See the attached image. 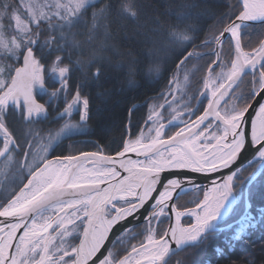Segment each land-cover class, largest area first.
<instances>
[{"label":"snow or ice","instance_id":"snow-or-ice-1","mask_svg":"<svg viewBox=\"0 0 264 264\" xmlns=\"http://www.w3.org/2000/svg\"><path fill=\"white\" fill-rule=\"evenodd\" d=\"M145 7L142 0H0V264H170L179 252L205 251L222 225L229 235L218 257L238 243L264 251V204L255 206L264 201V0H235L219 14L201 0L148 5L151 14ZM205 18L213 23L203 29ZM125 22L173 64L156 98L163 103L147 105L146 130L134 138L137 106L129 109L115 157L102 147L53 155L90 119L85 86L125 68L127 87L138 86L137 61L113 66L107 55L120 54L112 41ZM257 30L262 38L249 50L244 38ZM163 71L158 62L148 74L159 80ZM198 72L201 87L189 95ZM201 98L207 106L196 115ZM49 109L62 123L42 134L36 125ZM10 115L23 123L20 135ZM179 170L201 174L209 186ZM189 193L200 194L194 206L178 208L175 200ZM170 213L175 223L164 229Z\"/></svg>","mask_w":264,"mask_h":264},{"label":"trees","instance_id":"trees-1","mask_svg":"<svg viewBox=\"0 0 264 264\" xmlns=\"http://www.w3.org/2000/svg\"><path fill=\"white\" fill-rule=\"evenodd\" d=\"M146 5L145 11L151 14L155 9L153 7H147L148 5H154L159 8L166 0H142ZM227 3H235V0H201V7L211 11H215L217 14L227 10ZM162 10V9H161ZM203 29H206L208 25L213 23L212 19H203L200 22ZM137 25L131 22H125V28L117 33L113 38V43L119 49V55L113 53H107L110 58L111 64L127 65L131 60L137 61L136 68L138 74L135 79L137 81V87L128 88L126 85V68L110 70L109 75L97 83H90L84 87L83 91L90 98V119L86 122L85 131L70 140H65L59 143V147L56 149L53 155H67L76 154L81 151H98L102 147L104 154L113 155L116 152L122 150V140L126 139L125 126L129 119V109L133 105L137 108L132 112L131 122L134 127L131 128L133 138L138 134L141 128H144L145 120L148 115V104L153 103L160 93L164 92L168 84L170 72L166 69L173 67L171 61L165 62L162 53H156L152 51L153 45L150 41H145L143 37L136 34ZM204 33L199 34V39L196 43L199 44L203 39ZM262 37L259 35V30L256 34H253L250 38H244V44L247 49L256 47L259 44V40ZM191 50V49H189ZM206 51V50H202ZM225 52L228 53L227 47ZM131 53V55H129ZM75 58V57H74ZM161 63L162 68L165 69L162 73V78L156 80L155 77L149 76L148 71L152 64ZM196 63V61H193ZM201 68L205 67L208 63L207 58L198 62ZM192 64L188 65L190 69ZM203 72H198L193 77L192 88L189 92L191 95L201 85H197L200 81ZM76 77H73L75 81ZM198 80V82H197ZM243 87V86H242ZM200 111L196 115H200L203 111V107L207 106V99L201 98ZM194 103V101H193ZM12 124V127L18 125L20 129L16 132L20 135L23 132V123L18 122L17 116L9 117L8 119ZM42 132L46 129V126L41 125L38 127ZM178 129H172L175 132ZM18 131V130H17ZM172 134V133H169ZM51 158V157H49ZM252 169L249 168L244 175L247 176L251 173ZM197 193H189L188 195L181 196L177 199V207H193L192 201L195 199ZM264 201L257 199L255 206L259 208ZM190 218H186L184 223L187 224ZM166 222L163 224V228L166 227ZM233 221H229L231 223ZM225 226V225H222ZM235 227V225L233 226ZM229 232L227 228L225 231L218 234L214 239L208 242L205 251L201 252L198 256L189 250L187 252H179L177 256L172 258L170 264H175V261L182 260L184 264H191L192 260H199L202 264H247L250 258H254L256 264H262L264 262V251H261L260 245L249 246L245 243H238L234 250L226 251V258H220L216 254L217 247H223L225 245L226 238ZM260 235V232H256L253 235L255 239ZM136 241H133L135 243Z\"/></svg>","mask_w":264,"mask_h":264},{"label":"water","instance_id":"water-1","mask_svg":"<svg viewBox=\"0 0 264 264\" xmlns=\"http://www.w3.org/2000/svg\"><path fill=\"white\" fill-rule=\"evenodd\" d=\"M225 99H228V98L225 97ZM222 103H223V101H222ZM86 152H94V151H86ZM79 154H77V155H79ZM110 156H114L115 157V155H110ZM128 158H131L133 160H135V159H143V157H137L135 153H128V154H126L125 159H128ZM86 167H90V165H86ZM121 173H122V175H127V173H124L123 170H121ZM177 174L180 175L181 178H183L184 176L195 177L196 178V180H195L196 183L200 184L201 186H209L208 185V182L203 178V176L201 174L191 173V172H189L187 170H179ZM162 175L168 176L169 173L168 172H165ZM184 186L185 187H188V188H191V185L190 184H185ZM175 203H176V200H175ZM170 215H171L172 218L169 221V225L175 223V216H174V214L173 213H170ZM0 219H3V218H0Z\"/></svg>","mask_w":264,"mask_h":264},{"label":"flooded vegetation","instance_id":"flooded-vegetation-1","mask_svg":"<svg viewBox=\"0 0 264 264\" xmlns=\"http://www.w3.org/2000/svg\"><path fill=\"white\" fill-rule=\"evenodd\" d=\"M47 99H48L47 96H45V97H43V98L40 100V102L43 103V102L46 101ZM62 107H63V104L61 103V104H60V108H62ZM49 111H50V117H49V119L46 120V121L41 122V124H43L44 126H47V127H48V128L46 129V132H45V133H47L49 130H56V129H58L59 126H60V124L62 123V121L53 120L52 117L55 115V112H53L52 109H49ZM9 117L11 118L12 116L10 115ZM9 117H8V119H9ZM17 119H18V122L22 123L18 116H17ZM73 120H74V121H78V120H79V116L76 115V114H74V116H73ZM9 123H10V121H9ZM10 125H11V127H12V124H11V123H10ZM18 125H19V124L17 123V126H14V128L12 127V129H13L15 132H19V131H20V129L18 128ZM49 126H50V127H49ZM17 130H18V131H17ZM73 137H74V135L70 136V138H73ZM66 139H69V138H66ZM66 139H65V140H66Z\"/></svg>","mask_w":264,"mask_h":264},{"label":"rangeland","instance_id":"rangeland-1","mask_svg":"<svg viewBox=\"0 0 264 264\" xmlns=\"http://www.w3.org/2000/svg\"><path fill=\"white\" fill-rule=\"evenodd\" d=\"M217 71H219V69H217ZM197 82H198V80H197ZM197 85H199V82L197 83ZM192 90H193V88H192V85H191L189 92H191ZM177 95H179V93H177ZM171 98H172L171 96L168 97L169 100H171ZM155 102L163 103V101H162V102H161V101H155ZM193 104L195 105V102H194ZM184 119H187V116H185ZM145 127H146V126H145ZM85 129H86V127H84V128L81 129V130H76V131H74L70 136H72V135H77V134L81 133V132H82L83 130H85ZM63 139H64V138H62L61 141H62Z\"/></svg>","mask_w":264,"mask_h":264},{"label":"bare ground","instance_id":"bare-ground-1","mask_svg":"<svg viewBox=\"0 0 264 264\" xmlns=\"http://www.w3.org/2000/svg\"><path fill=\"white\" fill-rule=\"evenodd\" d=\"M183 217L181 218V221H182Z\"/></svg>","mask_w":264,"mask_h":264}]
</instances>
